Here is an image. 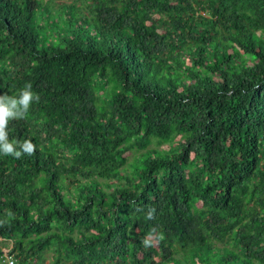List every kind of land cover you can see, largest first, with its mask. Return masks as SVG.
I'll use <instances>...</instances> for the list:
<instances>
[{
  "label": "trees",
  "instance_id": "1",
  "mask_svg": "<svg viewBox=\"0 0 264 264\" xmlns=\"http://www.w3.org/2000/svg\"><path fill=\"white\" fill-rule=\"evenodd\" d=\"M28 83L0 264H264V0H0V103Z\"/></svg>",
  "mask_w": 264,
  "mask_h": 264
},
{
  "label": "clouds",
  "instance_id": "2",
  "mask_svg": "<svg viewBox=\"0 0 264 264\" xmlns=\"http://www.w3.org/2000/svg\"><path fill=\"white\" fill-rule=\"evenodd\" d=\"M65 1L68 3L72 2L68 0H65ZM39 100H40L39 94L34 93L32 91V85L28 83L20 91L18 99L13 97L11 107L3 103H0V141H5L3 144H0V151H3L4 154H13L17 158H19L22 155L21 151H17L15 149L13 143H10L9 141H7V134L5 133V128L7 127L8 121L10 119H13V117L15 116L14 112L12 111V108L16 107L18 104L22 106V108L24 109V113H26L31 103L33 101L39 102ZM23 115L20 116V118H22ZM22 147H23V152L30 154V155L34 154L36 151L35 145L30 140L25 141L22 144ZM145 244H147L146 241H145Z\"/></svg>",
  "mask_w": 264,
  "mask_h": 264
},
{
  "label": "rangeland",
  "instance_id": "3",
  "mask_svg": "<svg viewBox=\"0 0 264 264\" xmlns=\"http://www.w3.org/2000/svg\"><path fill=\"white\" fill-rule=\"evenodd\" d=\"M80 1H78V5H80ZM51 12L52 13H57V5L56 4H53L51 6ZM202 13V12H201ZM179 137L175 138V140H177ZM154 141L156 142H161L160 144H157V143H152L149 147L150 148H156V149H162L163 152H171L175 147L174 145L171 146L170 142H168V140H161L159 138H153ZM174 140V141H175ZM137 153H134L132 152L130 157L128 158V161L126 162V164L124 165V168H126V170H130V164L131 162L134 161V156L136 155ZM10 242H8V244L2 246V251H4V253L8 250V248L10 247ZM47 263V261H45V264Z\"/></svg>",
  "mask_w": 264,
  "mask_h": 264
},
{
  "label": "built area",
  "instance_id": "4",
  "mask_svg": "<svg viewBox=\"0 0 264 264\" xmlns=\"http://www.w3.org/2000/svg\"><path fill=\"white\" fill-rule=\"evenodd\" d=\"M68 1H73V0H68ZM1 263L2 264H17L16 263V258L13 254L8 253V250L4 253L1 257Z\"/></svg>",
  "mask_w": 264,
  "mask_h": 264
}]
</instances>
